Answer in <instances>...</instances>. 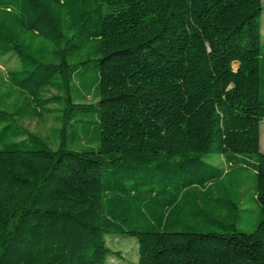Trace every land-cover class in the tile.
<instances>
[{"label": "trees", "instance_id": "trees-1", "mask_svg": "<svg viewBox=\"0 0 264 264\" xmlns=\"http://www.w3.org/2000/svg\"><path fill=\"white\" fill-rule=\"evenodd\" d=\"M263 3L0 0V264H106L110 235L137 264H264ZM43 115L54 148L16 123ZM248 169L251 232L224 184Z\"/></svg>", "mask_w": 264, "mask_h": 264}, {"label": "rangeland", "instance_id": "rangeland-1", "mask_svg": "<svg viewBox=\"0 0 264 264\" xmlns=\"http://www.w3.org/2000/svg\"><path fill=\"white\" fill-rule=\"evenodd\" d=\"M260 21L262 23V38L264 41V3L263 9L260 14ZM17 66V58L14 55L2 57L0 59V96L3 90L12 89L9 84L6 82L3 85L1 84V77L6 79V73L9 69H13ZM17 124L26 128L31 132L40 133L42 135L49 134V145L51 148L56 147L57 139L54 133V129H56L58 124L56 122H51V118L43 115L40 120L39 119H31V120H18ZM260 151L264 152V121L260 123ZM30 145L34 146L33 143ZM214 159L213 157H211ZM213 161V160H212ZM216 165H221L225 167L223 161H219L215 163ZM219 165V167H220ZM232 181L237 183L236 185H230V180L225 179V186L230 192V196H237L238 191H240V207L245 209L240 212L238 220L236 222L237 229L245 232H251L258 219L260 213V207L255 201L254 196V177L253 173L250 169L248 170H239L233 171ZM107 245L108 247L117 252L113 255L107 257L106 264H137V242L136 238L128 237V236H114L110 235L107 237Z\"/></svg>", "mask_w": 264, "mask_h": 264}, {"label": "crops", "instance_id": "crops-1", "mask_svg": "<svg viewBox=\"0 0 264 264\" xmlns=\"http://www.w3.org/2000/svg\"><path fill=\"white\" fill-rule=\"evenodd\" d=\"M259 139H260V137H259ZM259 147H260V144H259Z\"/></svg>", "mask_w": 264, "mask_h": 264}]
</instances>
